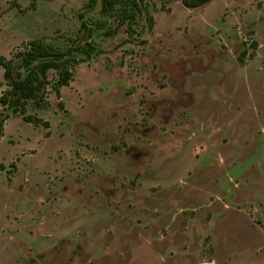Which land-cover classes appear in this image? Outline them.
<instances>
[{"label": "rangeland", "instance_id": "rangeland-1", "mask_svg": "<svg viewBox=\"0 0 264 264\" xmlns=\"http://www.w3.org/2000/svg\"><path fill=\"white\" fill-rule=\"evenodd\" d=\"M138 1L0 0V56L77 62L0 131V264H264V0Z\"/></svg>", "mask_w": 264, "mask_h": 264}, {"label": "trees", "instance_id": "trees-1", "mask_svg": "<svg viewBox=\"0 0 264 264\" xmlns=\"http://www.w3.org/2000/svg\"><path fill=\"white\" fill-rule=\"evenodd\" d=\"M213 0H181L187 9H198ZM138 0H102L103 11H115L117 26L131 27L136 23L141 8ZM98 0H89V8L97 5ZM70 50H62L42 40H32L22 49H18L11 58L0 56V68L6 89L0 96V105L6 114L0 115V131L6 121L13 115H20L27 123L39 124L42 120L26 114L33 103L41 109L46 104L44 95L50 91L60 95L62 87L68 86L73 78L72 68L77 64ZM76 63V64H75ZM55 71L53 80L49 73ZM14 167V166H12ZM0 169H4L0 165Z\"/></svg>", "mask_w": 264, "mask_h": 264}, {"label": "flooded vegetation", "instance_id": "flooded-vegetation-1", "mask_svg": "<svg viewBox=\"0 0 264 264\" xmlns=\"http://www.w3.org/2000/svg\"><path fill=\"white\" fill-rule=\"evenodd\" d=\"M184 6V5H183ZM199 9V8H198ZM165 111V110H164Z\"/></svg>", "mask_w": 264, "mask_h": 264}]
</instances>
